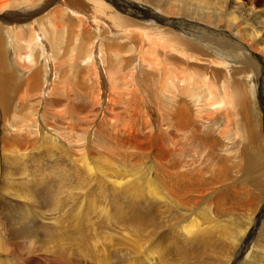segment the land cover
<instances>
[{
  "label": "bare ground",
  "instance_id": "6f19581e",
  "mask_svg": "<svg viewBox=\"0 0 264 264\" xmlns=\"http://www.w3.org/2000/svg\"><path fill=\"white\" fill-rule=\"evenodd\" d=\"M193 1L195 16L191 19L195 20L189 23L190 18L160 16L125 0H0V150L14 152L12 155L18 158L21 155L16 153L36 147L41 139L51 148L68 150L84 171H92L90 159L99 181L108 179L121 188L117 190L120 195H135L138 203L153 202L157 208L161 204L175 210L170 217L166 213L167 218L160 213L164 220H156L153 227H176L181 251L184 243L209 244V239L205 240L209 238L208 226L198 231V219L187 211L200 204L215 180H229L235 171L252 170L257 150L264 145V136L257 134L262 126L264 131V114L259 113L257 123L244 95L249 79L239 81L234 77L238 75L235 71L242 75L251 72L264 82V7H245L240 0H216V5H212L214 0ZM112 5L123 8L120 10L125 14H111ZM130 14L138 15L141 22ZM154 19L178 27L181 33L160 28ZM104 28L124 44H105L108 42L100 33ZM8 47L13 64L6 65L4 50ZM128 52L133 55L125 58ZM229 62L241 66L231 74ZM219 66L223 68L221 73L215 69ZM202 68L212 71L207 73ZM150 77L152 81L147 85ZM140 81L144 86L138 84ZM240 83L246 84L240 87ZM253 88L248 84L252 108L256 92ZM261 88L263 103L264 87ZM30 100L34 101L27 103L28 107L24 105ZM42 107L50 110L51 118L62 119L61 126L56 127L62 130V140L43 134L41 129V137L31 136L37 134V112ZM216 128H220L217 139L212 133ZM230 147L237 157L230 155ZM218 152L223 153L216 156ZM107 153L120 165L112 168L105 163ZM97 155L100 165L92 160ZM212 157L219 161L217 168L209 162ZM144 158H148L144 169L147 177L140 176L138 169ZM246 161L247 166L242 168ZM108 167L115 173L114 179L107 175ZM124 171L130 174L122 184L120 175ZM208 172L209 177L204 178ZM211 174L216 177L212 179ZM248 208L242 210V220L247 225ZM172 219L178 220L173 224ZM257 225L253 223L250 229L237 227L236 239L245 235V242L242 240L238 247L239 255L246 253ZM129 226L124 227L118 241L110 238L89 243V251L90 247L94 249L85 255L91 263L166 264L163 250L156 249L152 242L156 237L145 239L141 227ZM185 235L187 242L183 241ZM57 245L58 249L62 247L57 252L68 257L70 252L64 244ZM262 253L258 255L260 264L264 263ZM130 255L137 257L136 261L128 260Z\"/></svg>",
  "mask_w": 264,
  "mask_h": 264
},
{
  "label": "rangeland",
  "instance_id": "374dc122",
  "mask_svg": "<svg viewBox=\"0 0 264 264\" xmlns=\"http://www.w3.org/2000/svg\"><path fill=\"white\" fill-rule=\"evenodd\" d=\"M125 1L132 3L136 8L154 11L160 16L172 15L171 18L190 19L193 15L195 16V13L192 12V8H195L196 2L193 0H174L173 2L172 0ZM216 2L217 1L214 0L212 5H216ZM240 2L245 7L252 6L255 9L264 7V0H240ZM107 3L111 5L109 2ZM176 3L177 5H175ZM128 8H130V12L135 13L134 10L131 9L133 7L129 6ZM85 9L87 8L85 7ZM88 9H90L89 6ZM120 9L123 8L112 5L109 12L111 14L115 12L122 13V15L125 14V11ZM130 15L132 19H138L136 21L141 22L142 19H139L140 17L138 15ZM149 18L153 17L149 16ZM102 19H108V16H102ZM193 20H195V17L191 19L189 23H193ZM148 21L151 23L150 19H148ZM148 21L146 20V22ZM149 22L148 24H150ZM153 23L160 28H167L168 30H174L176 33H181L178 27L174 28V25L166 24L162 19H154ZM118 27L120 28L121 26ZM105 30L104 28L103 31L100 32L105 37L106 42H108L105 44L117 41L121 42L120 44H124V40H119L116 35L107 33ZM148 31L150 32V30ZM113 38L118 40L114 41ZM111 39H113V41H111ZM4 51L6 52L4 53L5 57L8 58V62L5 64H13L11 48L8 47V49ZM130 55H133V53L128 52L124 57L129 58L128 56ZM177 62L183 61L177 60ZM182 66L184 68L187 67V65L183 64ZM237 66L240 68L241 64L229 62V72L232 74ZM138 69L139 66L137 67V70ZM202 69L207 71V73L212 71L210 69ZM215 69L221 73V69L223 68L219 66ZM235 73V75H238L234 77L239 78V81L249 79V82H247V91L244 95L246 96V103L249 107L251 106L249 112L252 113L251 115L253 116L255 114V120L258 123L259 113L260 115L262 113L264 114V101L262 103L259 95V91L262 89L261 87H264V82H259V78L251 72L243 75L237 71H235ZM146 79L147 78L143 81H147ZM151 81L152 77L147 81V85H149ZM138 84L144 86L141 81L138 82ZM244 84L240 83V87ZM248 84L254 87L253 93L256 89L254 108H252V105L248 101L250 100L247 93ZM262 93L264 94L263 91ZM33 101L30 100L24 105L28 107L29 104L27 103H32ZM37 116V134H32V137H41L38 136L42 134V131L40 132L41 129L43 130V134L50 133L52 137L56 135V137L58 136L57 138H61L62 140V137H60L62 130L56 128L61 126L62 119H57L56 117L51 118L50 110L46 111L43 107L38 110ZM99 119L100 117L97 118V120ZM204 126V131L209 135V130H207L206 125ZM30 129H33V126H31ZM219 129L220 128H216V130L212 132L213 135L216 136V139ZM261 130V132L260 130L257 131V134L263 137V126ZM6 134H8V132H6ZM39 141L36 147H27L26 150L20 151L19 153L15 151L17 155H21L18 158L12 155L14 152L10 154L8 151L5 152L0 150V264H69L68 262H71V264H94L89 260V256L85 255L91 253V248L94 249V247H90L89 251L88 244L95 242L96 239V242L110 238L111 240L113 239V241H118L124 227H130V224L141 227V233L145 236V239H154L156 237L152 242L154 246L156 245V249L160 248L161 251L163 250L164 262L166 264H233L234 261L238 264H260V256L263 254L262 252H264V145L261 144L257 150L255 161L252 162V170L247 172L241 171L242 174L232 171L233 174L231 173V175L233 176L235 174L233 178L231 176L229 180H226L222 177L226 181L222 180L220 182H216L215 180L212 184L213 187L211 189L209 188V190L203 194L204 196L201 197L200 204H195V208L192 207V209L187 211V214L190 215L192 213V215L198 219L200 224L199 225L197 222L198 226L196 228L198 231L202 230L205 225L208 226L207 230H209V232L207 235L209 234V238L205 240L209 239V244L203 246L200 242L197 245L192 243L187 246L186 243H184V248L181 251L180 246L182 247V244L179 242L180 238L175 234L176 227H173V229H169L167 226L161 229L160 226L158 229H154L153 227V222L159 220V222L162 223L164 218H167V216L170 217L174 210L173 208L166 209L163 206L161 207V204L159 208H157L156 206H158V204L153 202L152 204L151 202L141 203V201L138 203L135 200V195L127 194L122 196L120 192H117V190H121V188L113 185L108 179L102 182L99 181L100 177L95 172L96 166L90 159L89 162L92 171H84L78 159H73L68 155V150H66V152L65 150L55 149V146L51 148L45 145L46 142L41 141V139ZM241 143L239 146H242ZM231 147L229 149H232ZM11 150L12 148H10V152ZM221 153L223 152H218L216 156H219ZM232 153L233 149L230 155L237 154L235 152ZM98 157L97 155L96 159L92 158V160H95L97 165H100L102 161H100ZM105 159V163L110 165V167L112 165V168L115 165H120L117 159L113 158L108 153ZM209 162H213V165L214 163L216 164L214 168L219 166V161L216 158L212 157V160L209 159ZM147 163L148 158H144L143 164L138 168L139 174L142 177L148 176L147 172L144 171ZM244 164L246 165L244 166ZM247 164V161L242 163V168L246 167ZM203 166L205 165H201V168L206 170ZM110 167H108L106 173L109 177H112L115 173L110 171ZM256 168L257 170H255ZM247 173L249 176H247ZM127 174L128 171L121 172L120 181L122 184H124V180L126 181L128 179L127 176L130 173ZM132 174L131 172V175ZM209 174L208 172L207 176L205 175L204 178L209 177ZM214 177L216 176L211 174V178L213 179ZM240 177L245 179H241ZM114 178L115 177H112L111 179ZM256 178L260 180L258 181ZM256 181L258 184H256ZM259 182H262V185H260ZM233 183L239 184L235 186ZM226 184L231 185L227 186ZM146 197L149 199L147 194ZM247 206H249V208ZM245 208L249 209H247V213L250 217L249 225L242 220L244 218V211L242 210ZM167 210L169 211L167 212ZM160 213L164 218L159 217ZM166 213L168 214L167 216ZM175 220L177 221L178 219ZM175 220L172 219L171 222L175 224ZM254 221L258 224L255 229L256 233L249 239V241L252 240L249 242L250 245H248L245 251L246 253L242 252V254L239 255L237 252L239 250L238 247L242 240L245 242V235L238 237L239 239L237 240V227L241 226L242 228L246 227L250 229L252 224L255 223ZM152 229L155 230V233L154 231L152 232ZM170 231L172 233H170ZM135 232L136 231H134V233ZM233 237L235 240H233ZM199 238L200 240H204V237ZM183 241L187 242L186 235ZM57 244H64V249L70 252L68 257L64 256L66 258H63V256L57 252L62 248L58 249ZM259 254L260 256H258ZM136 258L130 255L127 259L136 261ZM145 263L147 264V262ZM261 263L264 264L263 262Z\"/></svg>",
  "mask_w": 264,
  "mask_h": 264
}]
</instances>
